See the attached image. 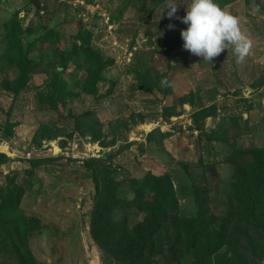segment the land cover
Masks as SVG:
<instances>
[{"label": "rangeland", "instance_id": "374dc122", "mask_svg": "<svg viewBox=\"0 0 264 264\" xmlns=\"http://www.w3.org/2000/svg\"><path fill=\"white\" fill-rule=\"evenodd\" d=\"M166 1L165 11L158 0H0V83L16 75L2 63L1 25L14 14L23 29L37 28L23 41L53 33L50 41L36 43L28 56L32 59L42 60L40 54L50 56L55 49L70 51L85 31L92 49L113 61L102 72L95 95L80 86L87 76L80 55L55 71L33 72L15 99L0 87V152L8 159L0 165V187L14 177L26 189L19 210L39 223L27 238L36 264H102L89 233L95 190L85 160H105L116 181L167 173L183 217L195 213L192 184L204 185L209 177L210 213L219 217L228 208L233 166L223 159L231 143L264 147V0L233 1L208 25L200 22L202 0ZM195 28L201 41L192 38L186 50L177 44L167 54L165 37ZM145 70L164 74L170 93L140 88L135 71ZM54 72L75 96L56 112L44 111L36 93L47 87ZM188 94L194 95V105L179 100ZM211 106L213 114L199 123L201 132L191 114ZM87 112L102 125L98 139L86 127H75L82 119L74 118ZM220 118L236 121L235 128L223 126L226 141L215 138ZM8 122L16 123L12 134L4 131ZM40 123H55L60 133L36 146L33 135ZM32 159L53 161L30 170ZM200 159L214 163L213 178L202 173ZM140 218L134 214L129 220ZM16 262L12 248L0 252V264Z\"/></svg>", "mask_w": 264, "mask_h": 264}, {"label": "trees", "instance_id": "16d2710c", "mask_svg": "<svg viewBox=\"0 0 264 264\" xmlns=\"http://www.w3.org/2000/svg\"><path fill=\"white\" fill-rule=\"evenodd\" d=\"M158 1L164 7L167 6L166 0ZM233 1L236 0H202L200 22L203 25L214 23L216 14L222 7ZM164 10L166 11V7ZM1 26L5 30V57L2 58V63L12 68L16 75L11 79L3 78L0 87L14 99L25 91L33 72L55 71L63 68L67 60L79 55L87 72L80 86L85 94L95 95L96 85L102 80V72L113 62L103 59L99 51L92 49L90 34L85 31L78 34L76 38L80 44H74L70 51L55 49L50 56L40 54L42 60L32 59L28 56L32 50L37 49L36 43H41L40 39L43 41L46 38L50 41L52 31L44 33L40 38L23 41L25 34H30L37 28L23 29L16 14L4 20ZM192 38L201 41L198 28L193 29L190 34L177 33L172 38L165 37L163 43L166 44L167 54L177 44L186 50ZM45 57L47 61L43 63ZM135 72L140 88L151 90L155 87L163 94L170 93L164 74L152 75L146 70ZM50 75L47 87L37 92L36 97L44 111L56 112L59 104L64 107L66 99L75 94L58 73ZM75 84L79 86L78 82ZM193 96L188 94L179 100L194 105ZM196 102L195 104H200L198 99ZM88 114L75 117V120L82 119L81 123H75V127H86L93 138L98 139L102 135V125L90 119ZM212 114V106L194 110L191 116L195 128L202 132L199 123ZM67 116L72 117L71 113ZM234 123L228 118H220V134L214 132L215 138L226 141L223 126L235 128L236 124L232 125ZM15 124L6 123L5 133L12 134ZM59 133L55 123H40L33 135L34 144L39 146L40 141L54 139ZM158 135L160 138L165 137V134ZM203 135L206 139L211 138L207 134ZM154 138L153 134L151 140ZM230 149V153L223 159V162L233 166L228 208L219 217L210 213L209 177L204 185L192 184L195 213L190 217H183L179 215L176 193L167 173L148 172L139 179L116 181L112 177L114 171L105 160H85L84 164L92 174L95 190L89 217V233L93 243L101 251L102 264H264V147L246 148L232 142ZM7 160L6 155L0 152V165ZM52 161L32 159L30 170ZM198 164L202 166L203 174L210 173L213 178L214 163H204L200 159ZM31 173L32 171L28 172V179ZM14 180L12 177L0 187V252L12 248L15 250L17 264H36L27 238L38 229L39 223L20 214L19 206L26 189ZM127 194L132 195L131 198ZM134 214H141V218L131 222L129 218Z\"/></svg>", "mask_w": 264, "mask_h": 264}, {"label": "bare ground", "instance_id": "6f19581e", "mask_svg": "<svg viewBox=\"0 0 264 264\" xmlns=\"http://www.w3.org/2000/svg\"><path fill=\"white\" fill-rule=\"evenodd\" d=\"M3 149H5V148H3ZM3 151V150H2Z\"/></svg>", "mask_w": 264, "mask_h": 264}, {"label": "built area", "instance_id": "2783aa9c", "mask_svg": "<svg viewBox=\"0 0 264 264\" xmlns=\"http://www.w3.org/2000/svg\"><path fill=\"white\" fill-rule=\"evenodd\" d=\"M28 155H29V153H28Z\"/></svg>", "mask_w": 264, "mask_h": 264}]
</instances>
